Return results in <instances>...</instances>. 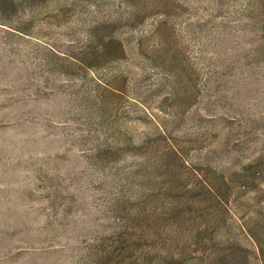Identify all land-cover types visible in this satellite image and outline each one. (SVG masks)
Wrapping results in <instances>:
<instances>
[{
	"label": "rangeland",
	"instance_id": "rangeland-1",
	"mask_svg": "<svg viewBox=\"0 0 264 264\" xmlns=\"http://www.w3.org/2000/svg\"><path fill=\"white\" fill-rule=\"evenodd\" d=\"M260 204L264 0H0V264H262Z\"/></svg>",
	"mask_w": 264,
	"mask_h": 264
},
{
	"label": "trees",
	"instance_id": "trees-1",
	"mask_svg": "<svg viewBox=\"0 0 264 264\" xmlns=\"http://www.w3.org/2000/svg\"><path fill=\"white\" fill-rule=\"evenodd\" d=\"M231 184V182H230ZM245 187V186H244ZM246 188V187H245ZM210 192L212 195H214L218 200L221 199V195L218 191V189L214 186L212 189L210 188ZM232 195V193L227 189L225 191V196ZM224 196V195H223ZM229 198H226L227 203H231ZM260 211V213H257ZM255 212L256 216L250 221H243V224L240 225L241 230L243 233H245L248 238L253 242L255 247L257 248V254L259 256V260L262 264H264V204H260L259 210ZM245 219V218H244ZM166 258H163L162 255L157 253H148L142 256L140 259L134 261L133 264H180L181 258L176 257V255H173L171 253H168L166 255ZM227 263V257L224 255L215 253L214 257H212L211 260H208L207 262L201 263V264H226Z\"/></svg>",
	"mask_w": 264,
	"mask_h": 264
}]
</instances>
